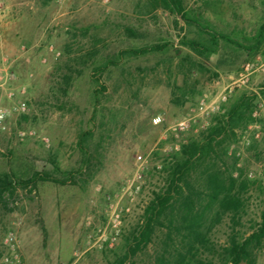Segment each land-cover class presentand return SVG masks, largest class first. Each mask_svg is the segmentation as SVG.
<instances>
[{
    "label": "rangeland",
    "instance_id": "374dc122",
    "mask_svg": "<svg viewBox=\"0 0 264 264\" xmlns=\"http://www.w3.org/2000/svg\"><path fill=\"white\" fill-rule=\"evenodd\" d=\"M147 1L3 0L0 108L10 110L24 101L28 111H11L0 123V173L26 179L34 172H48L57 179H72L64 185L38 182L31 191L18 189L0 205V264L14 262L10 233L15 253L25 264L113 261L122 253L124 236L142 223L153 192L163 186L164 156L205 128L209 118L241 92L258 94L255 120L239 132L227 154L237 158L236 167L256 184L244 195L245 211L235 228L247 236L259 222L264 206V96L259 94L264 90V44L251 54L221 41L208 60L191 54L207 71H195L184 83L177 66L189 51L178 42L199 35L180 20L175 26L168 12L148 13ZM185 6L245 45L264 14V0H185ZM127 29L137 36L130 37ZM165 42L172 46L95 71L123 50ZM9 73L14 78L7 79ZM191 88L195 94L183 97ZM11 91L13 98L8 97ZM221 92L226 101L213 113L195 111L200 100L208 103ZM192 114L196 117L188 129H172ZM156 116L162 118L159 125L152 123ZM84 132L91 134L84 144L91 157L88 165L78 146ZM137 156L146 159L140 170ZM137 170L134 186L126 191ZM124 192L120 206L129 212L123 215L114 248L77 259L74 254L82 250L86 236L106 223ZM232 225L224 217L213 229L212 241L224 244ZM162 237L158 231L154 242L126 264H154ZM255 255L257 264H264V241Z\"/></svg>",
    "mask_w": 264,
    "mask_h": 264
},
{
    "label": "trees",
    "instance_id": "16d2710c",
    "mask_svg": "<svg viewBox=\"0 0 264 264\" xmlns=\"http://www.w3.org/2000/svg\"><path fill=\"white\" fill-rule=\"evenodd\" d=\"M147 6L148 13L156 9L168 12L174 17L175 26L180 20L187 27L195 28L199 35L197 38L183 36L178 42L179 47L189 51L180 57L177 66L184 83L195 71H207L203 64L193 60L191 54L208 60L218 52L221 41L251 54L257 53L264 44V14L256 33L245 45L217 31L203 20L201 14L187 10L185 0H148ZM127 33L130 37L137 36L129 29ZM171 46L165 42L126 49L95 71L102 72L108 64L117 66L122 58H137ZM95 83L98 84V80ZM100 88L104 90L102 85ZM194 94L195 88H191L188 93L184 92L183 97ZM259 94L264 96V90L261 89ZM257 99L255 92L234 94L218 113L209 118L205 128L180 143L178 150L164 156L160 170L163 186L153 192L145 206L142 223L124 236L121 255L107 264H126L154 242L158 231L163 233V237L154 256V264H257L255 252L264 241V206L252 232L244 236L236 230L245 211L244 195L256 182L249 180L243 175V170L236 167L235 156L227 154L239 132L254 122ZM89 136V132L82 133L78 142L85 165L91 162L84 145ZM226 159H230V163ZM53 164L58 170L55 161ZM71 177L57 179L48 172H34L22 179L11 172L0 173V205L4 206L8 199L13 198L18 189L31 191L38 182L64 185L71 181ZM224 217L230 219L232 229L226 242L216 245L211 239L212 231Z\"/></svg>",
    "mask_w": 264,
    "mask_h": 264
},
{
    "label": "built area",
    "instance_id": "2783aa9c",
    "mask_svg": "<svg viewBox=\"0 0 264 264\" xmlns=\"http://www.w3.org/2000/svg\"><path fill=\"white\" fill-rule=\"evenodd\" d=\"M4 3L3 0H0V18L1 15L4 12ZM249 68V64L245 66V70L247 71ZM14 78L12 73L7 74V79H12ZM23 94V91L20 92ZM9 98L15 97L14 92H9L8 94ZM226 94L224 92H221L215 99L211 100L210 102H205V100H200L196 110L198 114L200 115H209L210 113H213L215 110L219 108V103L226 101ZM17 112V113H26L28 111V107L26 102L24 101H18L15 103L10 110H6L4 108H0V123H4L9 115V113ZM255 115V114H254ZM196 115H190L186 117L185 119L179 121L174 127H172L173 130L178 127V129L181 130H186L188 129L190 122L194 121V118ZM152 123L154 125H159L162 123V118L160 116H156L153 118ZM136 162L138 164V170L144 166L146 163V159L142 158V156H137ZM138 170L135 172L134 177L131 182H129L128 186L126 187V191L130 190L131 187L134 186V182L136 181V177H138ZM126 192H124L121 195V198L117 201V203L112 206L106 223L102 226L97 228L96 230L92 231L91 234H88L84 240L83 243V248L79 253L74 254V256L78 259L80 258L83 254L90 252V251H98L101 252L105 249H112L114 248L115 241L120 235L121 228H122V221H123V215L125 213L129 212V208L127 206H120V202ZM14 236L12 233L9 234L7 241L9 242L10 249L13 253V264H25L22 262L19 258V256L15 253V248H14ZM6 261H8L6 259ZM71 264H75V262H72Z\"/></svg>",
    "mask_w": 264,
    "mask_h": 264
}]
</instances>
